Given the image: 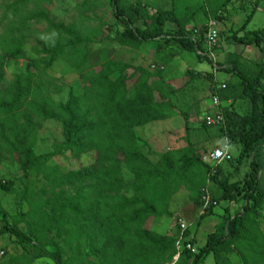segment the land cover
Instances as JSON below:
<instances>
[{"label": "trees", "instance_id": "trees-1", "mask_svg": "<svg viewBox=\"0 0 264 264\" xmlns=\"http://www.w3.org/2000/svg\"><path fill=\"white\" fill-rule=\"evenodd\" d=\"M52 1L0 0V85L11 59L26 61L24 70L15 73L4 89L0 87V158L17 157L25 178L33 171L41 173L44 191L49 194L43 198L24 191L28 209L16 214L12 224L1 210L0 235L15 236L24 248L32 249L33 260L47 257L53 264H170L176 255L179 225L159 234L145 223L149 218L173 217L170 200L183 189L198 206L205 194L209 196L211 204L200 218L222 201L240 202L241 206L215 226L200 248H185L187 242L194 246L186 229L188 240L175 264H201L209 254L215 264H232L231 254L237 255L240 264H264L260 224L264 208V31H243L244 24L224 37L227 43L255 46L261 55L253 63L234 55L226 64L243 85V95L240 92L237 97L247 98L250 104L240 119L237 136L230 133L226 104L222 107L225 123L215 127L228 144L239 146L238 164L248 163L243 177L233 180L230 174H222L220 166L212 174L211 166L199 157L189 135L187 115L185 145L152 152L135 129L172 117L179 110L177 90L164 79L162 68L152 71L94 56L89 44L99 32L78 22L56 21L44 7ZM217 1L210 10L213 16L230 2ZM120 2L111 0L114 17L122 26L112 41L138 48L147 41L172 39L183 51L210 62L202 54L206 51L205 23L186 28L194 9L184 11L181 18L174 10L159 11L155 26L142 30L132 27L137 16L128 15ZM260 2L255 0L252 13ZM167 22L176 24V29L166 30ZM40 23L43 30L33 28ZM28 43H33L31 51L36 57L26 54L24 46ZM57 62L67 65L82 84L81 92L69 87L65 100L52 97L65 87L48 74ZM134 76L132 88H128ZM218 84L213 79L210 96L217 93L223 104L232 88L225 82L224 89H217ZM47 120L60 122L62 141L53 144L50 152L35 155L38 124ZM67 152L74 158L93 152L94 159L86 166L65 171L47 164ZM153 154L156 161L150 159ZM0 187L7 193L15 192L12 183L5 180L0 181ZM20 223L25 224V230L18 228Z\"/></svg>", "mask_w": 264, "mask_h": 264}, {"label": "rangeland", "instance_id": "rangeland-1", "mask_svg": "<svg viewBox=\"0 0 264 264\" xmlns=\"http://www.w3.org/2000/svg\"><path fill=\"white\" fill-rule=\"evenodd\" d=\"M86 1L54 0L50 4H45L44 7L56 21L65 23L78 22L82 26L96 29L99 34L93 42L89 44V50L94 56L100 55L104 59L119 60L133 66L147 67L152 71L156 70L158 67L162 68L164 79L177 90L179 110H177L172 117L166 120L152 122L135 129V132L148 142L149 149L152 152L161 153L185 145L184 138L187 131H185L184 115H187L189 135L195 143L196 148H198L199 157L202 158L213 149V131H217L219 128H206L203 125V119L210 110V93L213 86V79H215L214 76H216L217 79L220 77L222 78L224 76L223 73H228L230 75L226 77L227 79L224 81L228 85V88H232V94L225 102L227 106L226 115L229 123L228 127L230 126L231 128L230 133L236 135L240 119L250 108V104H248L247 98L240 99L237 97L240 92L241 95H243V85L236 74L227 70V60L228 58H234V55H237L243 61L252 63L257 61L255 59L256 57L258 60L260 58L259 54H257L258 56L256 55V57L255 55L246 56L245 53L240 50V48H243L242 46L224 41L225 35L237 31L238 29L236 28L238 27L235 28L236 30L228 28L222 30L217 24L216 29L219 32L220 42L216 47L215 56L217 65L220 66V68L214 71L211 62L199 60L194 52L183 51L172 39L168 42H166L164 38L147 41L138 48L121 46L119 43L112 41L113 34L122 30V26L114 17V9L111 0H88L85 5ZM240 1L242 6L249 7L248 10H252L255 7V0ZM204 3V0H121L120 2L128 15L135 19L137 16L132 27H137L142 30L147 27L153 28L155 26L154 18L158 12L170 8L174 10L180 18L184 15V11L190 9L195 10L197 13L196 17L189 20L186 24L187 30L201 27L204 23L206 24L210 18L214 19L217 23V15H219L220 18L221 16L223 17V15H221L222 12L219 13L222 6L219 7L218 14H214L215 17L210 14L211 11L209 9L206 10ZM259 5H264V0H261ZM176 27V24L170 22H167L164 26L166 30H174ZM263 27L264 12L260 11L255 15L248 29L257 30ZM33 28L43 30L44 24H34ZM32 45L33 43H28L24 46L26 54L31 58L36 57L31 51ZM25 64V60L11 59L8 67L4 69V79L0 87L4 89L10 83L15 73H20L24 70ZM132 71V69L127 70L128 73H132ZM48 74L57 77V83L65 86L63 92L52 94L55 100H65L69 87H72L76 92H81L82 84L80 83L78 75L70 72L67 65L63 62H57L54 67L48 71ZM135 79L136 76L128 81V88H132ZM216 81L218 82V80ZM36 136V142L33 147L34 154L42 155L50 152L53 144L62 141L60 122L58 120H47L39 123ZM229 144L233 159L228 163L223 162V165L228 166L231 170H237L236 178L240 180L245 174L244 170L248 167V163L244 162L239 165L237 162L238 150L234 151V146L238 145L237 143ZM93 159V152H84L78 158H74L71 153L67 152L61 156L53 157L47 164L57 165L61 170L65 171L86 166L90 164ZM150 159L156 161L157 156L155 154L150 155ZM40 178L41 173L37 171H33L28 178H25L17 157L9 158L4 156L0 158V181L5 180L6 182L12 183V188L15 190L14 193H7L0 187V208L2 206V209L7 213L8 223H13V217L16 214L27 211L28 206L26 204V199L23 198L24 191H27L29 194H40L43 198L49 196V194L44 191L46 190L45 185ZM185 197L189 201V196L184 190H180L176 197H174V204H176L177 208L183 205L182 203ZM220 209L221 206L215 207L214 214L211 217L212 220L216 219V215ZM200 210L204 212L202 205ZM154 220V218H149L145 226L155 230L152 223ZM0 222L2 223V221ZM176 224L177 218H174L163 222L162 227L166 229L169 226L171 230ZM260 224L261 228L264 229V208L261 211ZM206 227L205 223H203L199 229L197 239L199 247L205 244L202 235H204ZM18 228L25 230V224L20 223ZM208 231H211V229ZM161 233H164V231ZM10 244L14 245L12 242L9 243V245ZM230 260L232 264H240L236 254H231ZM51 262L52 261H49V264ZM201 264H215L212 255L209 254L206 256Z\"/></svg>", "mask_w": 264, "mask_h": 264}, {"label": "crops", "instance_id": "crops-1", "mask_svg": "<svg viewBox=\"0 0 264 264\" xmlns=\"http://www.w3.org/2000/svg\"><path fill=\"white\" fill-rule=\"evenodd\" d=\"M204 1H205L206 10L207 9L211 10V8H215L217 6V3L219 2L217 0H204ZM244 1H246V0H244ZM221 8L222 9L219 10V13L222 12L221 15H223V17L221 16V18L216 23V26L218 24V26L222 30H225L227 28L234 30L236 27H238L236 29H239L244 24H246L243 31H247V30L252 31L251 29H248V28H249V25L254 20L255 15H257L260 11L264 12V5H259L258 7H256V10L252 13V10H248L249 7L247 8L246 6H242L240 0H230V2L226 4V6L221 7ZM168 10L171 11L172 9L170 8ZM196 14L197 13L195 12L192 15V18L190 20L195 18ZM248 17H250V20L246 23V20ZM253 30H255V29H253ZM257 30H263L264 31V27L257 29ZM230 43H233V42L230 41ZM242 47L243 48H240V50L243 51L246 56L255 55V57H256L257 54H259V56H261L260 52L258 51V48L255 46H242ZM255 59L258 61L257 57ZM223 74L225 77L224 76L222 78L220 77L221 79L220 78L217 79V77L214 76L215 80H218L217 83L224 82L227 79L226 77L230 76L228 73H223ZM225 104L226 103H223L222 106H224ZM212 143H213L212 146H214L213 149L216 147H220V146L224 145L225 143H227L225 137L222 135L220 130L213 131ZM234 147H235L234 151L238 150V154H239V152H240L239 147L238 146H234ZM229 150L231 152L230 145H229ZM219 166H220V170H221L223 175H229L230 174L231 178L237 179L236 178L237 172H238L237 170H231L230 168H228V166L223 165V163H221ZM246 171H247V168L244 170V173ZM232 176H234V177H232ZM181 190H183V189H181ZM178 192H180V190ZM178 192L172 196V198L170 200V204H169V210L172 212L173 217H171V218L170 217L169 218L168 217H162V218L155 219L154 220L155 222L154 221L152 222L153 227L155 228L154 231L159 233V234H166L167 232L170 231V227L168 226V228L165 229V227L164 228L162 227V223L165 222L166 220H172L174 218H177V220H178V218H182L183 220H185V222L187 224V229L190 231L189 238H191L193 240L194 247L195 246L199 247V243H198L197 239H198L199 229L203 223H205V227L207 226L205 228L204 235H202L203 236L202 238L204 239V241H206L207 235L215 229V226L218 225L219 223H221L223 221L224 217H226L228 215L230 217H232L235 214V212L239 211V208L241 206L240 202L228 203V202L222 201V202L218 203L217 205H215V207L221 206V209L218 210V213L216 215L215 220L211 219L212 215L214 214L215 207L212 209L210 214L204 216L203 218H200L201 214L203 213L202 210H200L201 206L195 205L193 202L190 201L189 198H188L189 199V201H188L185 197V199L183 200V203H182L183 205L179 208L176 207V204H174V202H175L174 197H176ZM1 210L5 211L4 209H2V206L0 208V211ZM0 221H2L1 213H0ZM154 223H155V226H154ZM2 225H3V223L0 222V227ZM209 229H211V231H208ZM162 230L164 231V233H161V232H163ZM262 230L264 232V229H262ZM11 242L14 245H11V244L9 245V243H11ZM0 251L4 252L3 257L0 260V264H49V261H52L51 259H49L47 257H41V258L33 260L31 258L33 253H34L32 251V249L31 248H28V249L24 248L17 241L15 236H10L8 234H3V235L1 234L0 235ZM52 262L50 264H52Z\"/></svg>", "mask_w": 264, "mask_h": 264}, {"label": "built area", "instance_id": "built-area-1", "mask_svg": "<svg viewBox=\"0 0 264 264\" xmlns=\"http://www.w3.org/2000/svg\"><path fill=\"white\" fill-rule=\"evenodd\" d=\"M206 26V32L204 34L205 37V46H206V51L202 53L204 56H206L209 61L213 65L214 71L217 70V65H216V56L214 53L215 47L219 44L220 38H219V32L216 29V21L214 19H209L207 23L205 24ZM197 30L195 29L194 32ZM226 87L224 82H219L217 85V89H224ZM222 102L219 99V96L217 93H214L213 95L210 96V110L208 114L205 115L203 119V123L207 127H218V126H223L225 123V117L222 112ZM232 154L229 150V144L225 143L224 145L220 147H216L213 150H211L208 154H205L202 159L203 161L207 162L211 166V173L213 174L215 172V168L219 166L223 162L230 161L232 159ZM4 182V181H3ZM210 198L207 194H205L202 197V208L205 210L210 206ZM215 205V203H212ZM177 224L179 225V235L178 238L175 242V247H176V255L174 257V260L171 264H175L177 262V259L180 255V252L182 251L183 248V243L188 240V238L185 237L184 233L185 230L187 229V224L182 218H178ZM186 249L194 250V246L191 245L189 242L185 244ZM4 252L0 251V259L3 257Z\"/></svg>", "mask_w": 264, "mask_h": 264}]
</instances>
